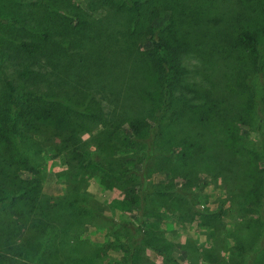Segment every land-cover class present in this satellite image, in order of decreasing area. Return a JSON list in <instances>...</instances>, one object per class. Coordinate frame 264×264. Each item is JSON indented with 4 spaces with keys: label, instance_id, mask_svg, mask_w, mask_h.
<instances>
[{
    "label": "trees",
    "instance_id": "trees-1",
    "mask_svg": "<svg viewBox=\"0 0 264 264\" xmlns=\"http://www.w3.org/2000/svg\"><path fill=\"white\" fill-rule=\"evenodd\" d=\"M64 1L68 2L47 0L42 4L38 29L31 25L35 18L32 13L4 18L0 6V175L10 174L0 187V264H105L101 253L107 248L100 251L95 246L77 245L82 244L77 239L78 230L87 224L88 216L96 214L94 209L77 198L61 199L54 207L43 201L40 172L25 140L40 132L57 135L60 143L70 144L68 163H92L104 169L95 159L85 158L80 130L101 124L103 128L94 138L117 137L124 121L128 129L122 131L120 140L133 148L143 168L122 169L116 176L138 182L140 201L147 202L149 195H155L159 197L155 200L177 210L181 219L203 215L208 224L215 225L213 247L200 250L210 263L264 264V111L258 104L260 99L254 98L255 91L251 90L249 101L232 113L231 109H219L213 104L204 85L187 80L190 70L184 58L192 48L183 36L187 30L179 19L182 9L177 11L178 27L171 30L178 23L177 17L155 24L146 15L150 6L146 0H100L107 13L124 17L117 28L104 23L105 13L92 22L76 13L73 25L62 13ZM86 3L95 8L93 0ZM90 30L93 42L88 51L92 50L93 59H97L103 41L97 45L94 42L102 36L106 40L130 41V55H137L155 77L158 92L147 101L146 108L142 106L139 115L125 120L106 112L93 94L79 89L77 79L83 73L89 74L90 66L83 58H75L78 48H82L81 38ZM236 37L242 45L256 46L254 32H239ZM139 39L146 40L142 51L135 46L134 40ZM70 81L72 85L67 84ZM239 120L257 128L258 142L236 137L232 127ZM172 164L175 171H190L203 164L224 180L231 177L240 183L243 201L254 206V216L234 230L233 251L228 259L219 252L225 242L221 205L216 209L199 208L193 200L195 192L184 185L170 183L163 190L145 192L148 168ZM21 168L29 175H20ZM109 170L106 168V172ZM122 226L129 227L130 223L123 222ZM130 240L129 244H120L125 252L114 264H143L140 243L136 238ZM145 246L155 250L150 243Z\"/></svg>",
    "mask_w": 264,
    "mask_h": 264
},
{
    "label": "rangeland",
    "instance_id": "rangeland-1",
    "mask_svg": "<svg viewBox=\"0 0 264 264\" xmlns=\"http://www.w3.org/2000/svg\"><path fill=\"white\" fill-rule=\"evenodd\" d=\"M67 1L61 4L65 5L61 10L73 25L77 22L76 13L84 14V18L90 22L105 13L104 23H111L117 28L124 19L123 16L115 17L114 13H107V8L99 4L100 0H93L95 8H89L86 0ZM146 1L150 5L146 15L155 24H165L171 16L177 17L178 23L171 30H176L179 25L177 11L184 10L179 19L185 22L182 28L187 32L183 36L192 48V52L184 58L190 70L187 77L190 83L204 85L210 92L212 103L219 109H231L232 113L241 109L242 103L249 101V93L254 90V98L260 99L258 104H262L264 111V0ZM45 2L47 0H0V6L4 18L32 13L35 18L31 25L33 29H38L41 26L37 22L38 14ZM51 5L59 6L55 3ZM247 30L257 36L256 46L251 48L240 44L236 37L239 32ZM165 32L168 33L167 30ZM89 33L93 34V31H88L87 36L81 38L82 48H78L79 55L75 58H83L90 66L89 74L83 73L77 79L79 89L93 94L106 112L117 114L125 120L139 115L142 106L146 108L147 101L158 92L155 77L137 55H130V41L119 38L106 40L102 36L94 42L97 45L103 41L96 53L97 59H93L92 50L88 51L93 42L89 39ZM134 42L141 51L146 45L143 39ZM43 62L42 59L40 63ZM67 84L72 85V82ZM261 126L264 132V119ZM102 128L99 124L88 130H80L79 138L85 144V158L95 159L104 169L92 163H68L70 144L60 143L57 135L40 132L25 140L40 172L41 199L54 207L61 199L77 198L84 200L96 213L88 216L85 220L87 224L78 230L77 239L82 243H77L78 248L82 245L87 248L95 246L100 251L107 248L101 253L105 258L104 263L114 264L125 252L120 244H129L130 238H136L142 250L143 264H212L201 256L200 250L213 247L216 226L208 224L203 215L195 214L189 219H181L177 210L161 200H155L159 199L155 195H149L147 202H141L138 182H127L116 176V172L122 169L143 168L133 148H128L120 140L122 131L128 129L126 121L120 123L121 133L117 137L94 138ZM232 128L237 138L259 141L257 128L250 122L241 123L239 120L233 123ZM173 167V164L151 165L145 180L148 186L145 192L163 190L170 183L184 185L195 192L193 200L199 208L216 209L221 205L220 220L224 224L225 242L219 252L228 259L233 251L234 230L239 223L254 216V206L243 201L240 183L231 177L224 180L203 164L190 171L188 168L175 171ZM106 168L110 169L109 172H106ZM19 172L22 176L29 175L22 168ZM7 175H0V187L6 182ZM123 222L130 223V226H122ZM20 236L22 233L17 241H20ZM146 243H150L155 250L146 247ZM41 264L56 263L45 261Z\"/></svg>",
    "mask_w": 264,
    "mask_h": 264
}]
</instances>
